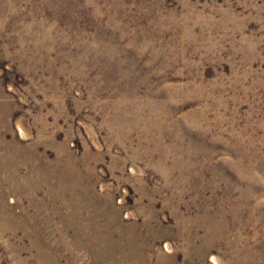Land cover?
I'll return each mask as SVG.
<instances>
[{
	"label": "rangeland",
	"instance_id": "obj_1",
	"mask_svg": "<svg viewBox=\"0 0 264 264\" xmlns=\"http://www.w3.org/2000/svg\"><path fill=\"white\" fill-rule=\"evenodd\" d=\"M0 264H264V0H0Z\"/></svg>",
	"mask_w": 264,
	"mask_h": 264
}]
</instances>
